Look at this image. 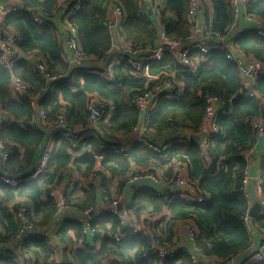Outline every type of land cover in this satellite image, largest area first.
Instances as JSON below:
<instances>
[{
    "label": "trees",
    "instance_id": "trees-1",
    "mask_svg": "<svg viewBox=\"0 0 264 264\" xmlns=\"http://www.w3.org/2000/svg\"><path fill=\"white\" fill-rule=\"evenodd\" d=\"M125 12L122 23L123 42L132 49H150L157 45V26L153 15L143 11L137 0H116ZM189 0H162L158 12L159 26L166 31L171 41L184 42L191 36L192 24L187 15ZM26 10L3 19V25L15 30L18 37V48L22 55L36 54L44 64L45 71L34 70L24 59L18 61L12 72L0 67V109L7 114L12 123H4L0 128V139L4 150L9 153L8 160L2 165L0 160V178L3 175L23 179L24 182L10 188L0 180V245L16 240L21 229V222L15 219V213L25 209L24 218L33 229H44L55 221L54 202L47 197L49 189L58 187L63 173L73 167L83 178L102 179L103 173H94L93 155L103 154L100 163L102 172L119 179L120 188H124L132 167L149 169L160 167L164 162L145 145L135 143L128 148L127 156L108 152L116 134H130L140 122L138 110L130 104L133 96H141L150 86L146 78L132 75L131 67L121 61L114 68L116 82L109 83L90 76L85 70L97 63H106L111 49V37L105 27L108 0H84L79 13L71 19L76 30L81 51L89 60L81 67H73L62 56V47L57 41L53 28L47 18L55 7V0H23ZM213 18L206 34L230 33L233 18L227 0H212ZM246 14L264 21V0H250L245 9ZM34 13H40L42 23L33 20ZM233 45L244 56L251 57L264 67V39L253 34H241L232 40ZM199 62L188 67L179 66L172 57L165 53L160 62L149 69L150 76L171 75L175 86L183 89L179 100H168L161 96L156 108L147 116V126L151 131L146 140L157 144L156 140L167 132L188 130L197 134L205 112V99L216 97L223 109L230 101L231 109L227 115H219L217 124L219 134L209 142L205 157L200 156L197 143H173L165 151L169 158V167L164 169L165 182H172V165L170 161L187 165V178L195 182L205 199L203 202H187L180 197L167 195L157 196L160 188L149 183L139 185L131 198L130 214L136 219L146 213L151 216L162 213L168 217L149 223L151 236L132 234L129 229H120L116 217L103 215L92 218L91 224L99 232L93 238L100 243L98 251H92L88 241L83 248L71 251L74 264H161V261L150 253V243L154 238L173 246L172 237H163L165 230L160 228L166 221V230H172L176 222L188 221L196 231V246L205 258H214L227 264L239 253L251 246L252 230L248 231L240 217L248 210L246 198L240 191L245 172L248 168L246 155L256 143L252 123L264 121V77L254 85V96L243 93V79L234 62L226 59L225 54L210 50L206 55L198 54ZM190 54V55H191ZM91 64V65H90ZM44 75L57 77L49 82ZM12 78L20 79L26 85L22 100L17 102L9 92ZM111 102L115 106L114 114L101 124L107 138H89L82 140L76 147L66 139H56L50 152L49 163L45 172L30 178L35 168L42 145L47 139L51 126L63 108L67 111L69 127L73 135L86 134L88 127L87 104L91 96ZM37 98L36 105L42 110L46 125H30L35 114L31 104ZM78 131V134L75 132ZM169 139L174 140L172 135ZM89 146L90 152H86ZM81 157L73 158L81 151ZM260 178L263 179L264 196V159L260 161ZM159 188V189H158ZM164 194V191H163ZM67 207L78 206L72 203L70 195L65 194ZM23 199L25 203L16 202ZM81 206L85 212L93 198L89 195ZM90 201V202H89ZM10 204L12 206H10ZM86 219V216H85ZM253 225L264 228V218L256 216ZM85 221V220H84ZM106 224H110L111 237L104 233ZM82 221L64 220L56 236L66 242L72 233L76 240L81 237ZM126 234L123 240H117V230ZM83 236V235H82ZM85 236V235H84ZM93 241V242H94ZM17 244V242L15 241ZM28 258L24 255L2 257L0 264H25V259H40L48 264L52 259L53 249L43 238L34 240L30 237L19 241ZM32 243V245L30 244ZM61 254L62 250H61ZM66 255V254H64ZM31 257V258H30ZM115 258V259H110ZM68 260L64 259L63 264ZM71 263V264H72ZM164 264H193L190 253H179L173 260ZM250 264H264L253 262Z\"/></svg>",
    "mask_w": 264,
    "mask_h": 264
},
{
    "label": "built area",
    "instance_id": "built-area-1",
    "mask_svg": "<svg viewBox=\"0 0 264 264\" xmlns=\"http://www.w3.org/2000/svg\"><path fill=\"white\" fill-rule=\"evenodd\" d=\"M161 1L162 0H137L138 6L141 10L147 12V8H149L153 12L152 14L156 17L155 24L157 26V45L150 49H132L123 42L122 23L126 17L123 7L116 0H108L105 27L107 28L112 41L110 49L112 51L109 52L110 54L108 53L111 57L106 63L94 64V66H88L85 70L90 76L97 77L109 83H114L116 82V75L114 71L115 66L121 61H126V63L131 67V73L133 76L137 78H146L152 83L141 96H133L130 99V104L138 110L141 118L139 125L131 133L136 134L135 142L145 145L148 149L158 155L164 156L166 155L164 154L165 151L171 148L173 143L184 144L192 142L190 132L182 136L177 135L174 140H168L160 144H152L146 140V136L151 132L147 126V116L156 108L158 98L163 96L168 100H179L183 96V89L175 86L171 75H149L150 67L155 63L160 62L165 53L169 54L181 67H188L193 64V58L190 55L193 50H199L198 54L203 56L213 49L224 53L226 59L234 62L237 70L239 71L244 83L243 91L241 93L247 96H254V85L259 79L264 77V67L251 57L244 56L237 50L232 43L233 35L231 32L225 35L218 33L208 35L205 33L207 31L206 27L197 22V17L204 9L212 7V0H189L187 15L191 20L192 29L191 36L184 42L171 41L168 39L166 31L163 27L159 26L158 12L160 10ZM249 1L250 0H227L233 20H237V18L241 16V20L245 23H253L256 21L255 17L250 16L245 12ZM66 2L67 7L65 8L63 14L66 37L61 43L62 56H66L65 58L68 60L69 64L78 68L83 66V63L88 62L89 60L81 51L76 30L71 23V19L79 13L84 0H66ZM25 10L26 7L23 2L6 4L3 0H0V67L7 72H12L18 61L23 58L22 53L18 48L17 33L14 29L4 26L2 21L8 16L21 13ZM33 20L36 23H42V18L39 15H33ZM251 33L264 39V28L257 27L253 29ZM195 41H197V43H195L196 49H193L191 43ZM68 52H70V54H68ZM26 60L30 63L34 70H37L40 73L45 71V66L38 57H31L28 59L27 56ZM44 77L49 82L56 81L57 79L55 76L49 77L44 75ZM9 92L11 95L14 93L17 95L21 94L20 96H23L26 92V85L20 79L12 78L9 84ZM37 100V98H33L31 104L35 109V118L41 123L44 119V114L36 105ZM230 109V101L228 108L223 109L221 107V103L216 97L208 96L205 99V112L201 127L197 133L200 137L197 145L201 157H205L209 148V142L220 132V128L217 124L219 115L229 114ZM114 111L115 106L111 102L104 101L93 95L90 97L87 104L88 123L94 126L98 125L102 120L110 118L114 114ZM67 118V111L63 108L58 114L56 121L51 126L52 129L48 133L47 139L41 147L40 154L36 162V168L30 178L39 176L45 172L49 163V155L56 139L61 138L68 140L71 147H76L77 144L83 140L85 134H78V131L75 132L78 135L72 134ZM0 122L4 123L1 119V115ZM41 124L46 125V123ZM252 129L255 133L256 139L264 136V121L253 122ZM85 151L90 152L89 146L86 147ZM127 151V147L114 143L108 152L126 157ZM8 158L9 153L4 150L3 143L0 139L1 164L3 165ZM92 159L94 160V173H103V176L106 178L110 177L109 173L102 172L100 169V163L104 160V155L96 154L92 156ZM262 159H264V152L262 154ZM170 162L172 165V184L180 191L179 196L177 197H180L187 202H203L205 199L203 192L200 191L195 182H191L187 178V165L181 162ZM91 177L96 179L94 175ZM0 180L10 188H15L24 182L23 179L6 175L1 176ZM141 180H150L155 186H160L161 184L159 177L152 171L147 170L140 174L130 175L127 178L124 188ZM247 182L248 173L245 172L242 186L240 188V191L245 198H247L249 194L246 190ZM256 193L259 198L260 209L257 215L264 218L263 179L260 178V176L256 181ZM46 195L48 199L54 202L57 215L62 214L68 208L65 193L59 187L49 189ZM99 195L104 208L100 210H93V207H89L85 210L84 215L86 216V219L81 227L83 235L88 234L95 238L99 230L96 225L93 226L91 224L92 218L106 213L117 218L120 229H129L132 234L142 237L151 236L152 232L149 223H153V220H147V222L144 219L136 220L129 211L125 209L120 210L119 199L112 196L109 187L104 181L100 182ZM160 195L164 196L162 189L157 192V196ZM24 213L25 209H20L14 216L16 220L21 222V229L15 240L17 244H20L19 241H22L23 239L32 237L33 228L28 221L25 220ZM240 220L247 230L250 231L253 227V220L249 216L248 210L240 217ZM185 230L187 239L190 243V252L186 253L191 254L193 264H200L196 256V254H200V249L196 246V231L191 224H187ZM33 238H36V236H33ZM47 243L51 247V243ZM149 249L150 253L161 261V264H164L167 260H173L179 255L178 250L174 246H168L165 243L158 241L157 238H154L150 243ZM0 255L2 257L15 258L14 253L6 250H2ZM252 260L253 262H264V228L260 229V240L258 247L253 254ZM63 262L64 259L62 256L59 253L54 252L50 264H63ZM25 264H33L32 259H25Z\"/></svg>",
    "mask_w": 264,
    "mask_h": 264
},
{
    "label": "crops",
    "instance_id": "crops-1",
    "mask_svg": "<svg viewBox=\"0 0 264 264\" xmlns=\"http://www.w3.org/2000/svg\"><path fill=\"white\" fill-rule=\"evenodd\" d=\"M4 3L6 4H16L23 2V0H3ZM56 4L54 7L53 12L50 15H47V18L49 19V22L53 28L54 35L57 39V41L62 43L64 38L66 37V28L64 25V19H63V14L64 10L67 7V2L66 0H55ZM149 11L150 9L147 8ZM244 12V11H243ZM153 13V12H152ZM35 15H39L41 18L40 13H34ZM153 15V14H151ZM154 19L156 18L155 15H153ZM213 18V10L212 7L206 8L203 11L200 12L199 16L197 17V22L200 23L201 25H204L205 27H208L212 21ZM233 26V28H232ZM230 32L233 35V38L238 37L241 34H252L251 31L255 28H264V21L261 19H256L255 22L253 23H245L241 20V16L237 18V20H233ZM198 39V38H197ZM200 39V38H199ZM122 43V42H121ZM120 43V44H121ZM197 41L192 42L191 46L193 49H196ZM112 51V50H110ZM109 51V52H110ZM194 51V50H193ZM192 53V51H191ZM70 54V52H68ZM110 54V53H109ZM36 54H32L28 56V59L33 57L35 58ZM109 58L111 55H108ZM66 57V56H65ZM63 56L65 61H68L66 58ZM191 57L193 58V63H195L196 59L200 58L197 53L191 54ZM22 58L27 62V64L30 65V63L26 60L27 56L22 55ZM101 64V63H97ZM31 66V65H30ZM21 94L17 95L14 94L12 95L13 99L17 102L22 100L23 96H20ZM0 115L1 119L4 123L10 124L12 123L10 117L3 113L0 109ZM264 119V117H263ZM108 120L105 119L101 121L98 125H91L88 123V127L86 130V134L83 137V141L87 140L89 138H99V139H104L107 138L106 134L104 133L101 124L103 122H106ZM141 121V118H140ZM0 122V128L4 124ZM37 123H40V121L35 118V115H33V118L30 121V125L35 126ZM140 123V122H139ZM41 124V123H40ZM42 125V124H41ZM189 133L188 130H184L183 132H174L170 131L165 133L166 135L160 139H157L156 142L157 144L164 143L169 139L168 135H172L173 138H175L177 135L182 136ZM191 133V132H190ZM192 141L197 143L199 141V136L197 134L191 133ZM136 134L135 133H130L127 135H122V134H116L115 135V140H113V143H116L118 145L131 148L136 142ZM83 147L82 150L74 154L73 158H78L81 157L83 153ZM264 152V136H261L259 139L256 140V143L254 144L252 150L247 153L245 156L246 159H248V168H247V173H248V182L246 185V190L248 191V197L246 198L247 204H248V212L253 209L254 206L259 204V198L256 193V181L260 176V161L262 159V154ZM160 159L164 162L163 166L156 167L153 166L149 170L152 171L156 176L159 177L161 180L160 186H158L160 189L164 191V195H167L171 198L179 196V189L172 184V182H165L164 180V169L169 167V158H166V155L160 156ZM143 171H147L146 169H141L140 167L133 166L132 167V172L130 175L134 174H140ZM42 175V174H41ZM40 176V175H39ZM110 176V175H109ZM38 177V176H36ZM36 177H33L32 179H35ZM104 181L107 186L109 187L110 192L115 195L119 199L120 206L122 209H125L128 211V208L131 207V198L134 194L135 189L141 185L142 183H149L153 186V183L150 180H141L137 183L130 184L126 188H120L119 186V179L113 178V177H108L106 178L105 176H102V179H94V178H83L73 167H69L68 170H66L63 173L62 176V181L59 183V188L67 195H70V198L72 200V203L77 204L78 206L74 207H69L67 208L62 214L55 216V221L53 224L47 226L44 229H33L32 231V239L37 240V239H45L47 242L51 243V247L53 248L54 252L59 253L63 259H67L68 263H72V257H71V251H74L77 248H83L84 245L86 244L85 242L88 241L89 245L92 249V251L96 252L100 248V243L98 241H94L93 238L90 235H83L81 232V237L79 240H76L72 233H68V235L71 236L69 240L66 242L61 241L60 239L57 238L56 232L61 225V223L66 219L69 221H82V225L85 220V215L84 211L81 209V206L86 200H88L89 195L93 198L91 201V206L93 207V210H100L103 209L104 206L101 202L100 195H99V187H100V182ZM158 188V189H159ZM166 191V192H165ZM46 196L43 197L45 199ZM16 202H21L25 203L26 201L19 198L15 200L13 203ZM90 202V201H89ZM13 205V204H12ZM10 204V206H12ZM119 206V207H120ZM260 210V209H259ZM258 210V212H259ZM257 212V214H258ZM160 217L155 219V221L161 220L163 217H168V212L166 209L162 211V213L158 214ZM258 216V215H257ZM108 219V215L105 214L102 217V221ZM166 223V221L161 222L159 224L160 226ZM189 224L188 221H181V222H176L174 226L171 228L172 230L167 229L165 232L168 234L169 237H172V243L173 246L178 250L179 253H186L190 252V243L189 240L187 239L186 236V230L185 226ZM81 225V227H82ZM166 226V225H165ZM163 229L162 227H160ZM81 230V229H80ZM110 230V224H106V228L104 233H108V235L111 237V232ZM253 231L251 234V246L248 248L246 251H243L239 253L233 260L228 262L229 264H250L253 263L252 257L254 252L256 251L258 247V243L260 240V232L259 229L256 225H253V227L250 229V231ZM1 231V230H0ZM165 234V233H164ZM83 235V236H82ZM33 236H36V238H33ZM115 238L117 240H123L126 238V234L122 233L119 229L115 233ZM94 241V242H93ZM32 245V243H30ZM2 250L9 251L11 253L15 254V259L19 258L22 254L24 255V258H28L30 255H26L24 249L21 248V245L16 244L15 241L13 242H8L6 244L0 245V252ZM62 253L66 254H61ZM198 261L200 264H222L219 260L214 259V258H205L202 257L201 254H196ZM31 258V257H30ZM32 259L33 264H45L43 263L40 259ZM110 259H115V258H110ZM50 261H48V264H50ZM74 264V263H72Z\"/></svg>",
    "mask_w": 264,
    "mask_h": 264
},
{
    "label": "rangeland",
    "instance_id": "rangeland-1",
    "mask_svg": "<svg viewBox=\"0 0 264 264\" xmlns=\"http://www.w3.org/2000/svg\"><path fill=\"white\" fill-rule=\"evenodd\" d=\"M196 62L195 63H197V62H199V59L197 58L196 60H195ZM107 119V118H106ZM105 120V119H104ZM103 121V120H102ZM112 194V193H111ZM112 196L114 197V198H117V197H115V195H113L112 194ZM118 199V198H117ZM144 217L145 218H149V216L146 214V213H144L143 214V218H141V219H144ZM160 216L159 215H153V216H151V219L153 220V221H155V219H157V218H159ZM165 224L166 223H163L160 227H162L165 231H166V226H165ZM187 226V225H186ZM185 226V227H186ZM168 236V234L165 232V234L163 235V237L165 238V237H167Z\"/></svg>",
    "mask_w": 264,
    "mask_h": 264
},
{
    "label": "water",
    "instance_id": "water-1",
    "mask_svg": "<svg viewBox=\"0 0 264 264\" xmlns=\"http://www.w3.org/2000/svg\"><path fill=\"white\" fill-rule=\"evenodd\" d=\"M148 13H149V15H151V14H152V11L150 10V11H148ZM165 192H166V191H165ZM119 209L121 210L122 207L120 206ZM258 210H259V204H257L256 206H254L253 209L249 211V216H250L252 219H254V218L257 216V212H258Z\"/></svg>",
    "mask_w": 264,
    "mask_h": 264
}]
</instances>
